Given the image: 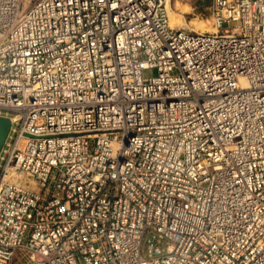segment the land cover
Segmentation results:
<instances>
[{
    "label": "built area",
    "instance_id": "2783aa9c",
    "mask_svg": "<svg viewBox=\"0 0 264 264\" xmlns=\"http://www.w3.org/2000/svg\"><path fill=\"white\" fill-rule=\"evenodd\" d=\"M167 3L0 0V264H264V0Z\"/></svg>",
    "mask_w": 264,
    "mask_h": 264
},
{
    "label": "rangeland",
    "instance_id": "374dc122",
    "mask_svg": "<svg viewBox=\"0 0 264 264\" xmlns=\"http://www.w3.org/2000/svg\"><path fill=\"white\" fill-rule=\"evenodd\" d=\"M168 2L170 9L169 19L173 27H185L197 31L198 28L203 25H199V23L206 22L213 28H218L212 15V0H168ZM195 23L199 26L194 27L196 26ZM156 73L157 70L155 67L147 68L142 71L145 77L155 75ZM11 264L31 263L27 262L26 255L19 252L15 255Z\"/></svg>",
    "mask_w": 264,
    "mask_h": 264
},
{
    "label": "bare ground",
    "instance_id": "6f19581e",
    "mask_svg": "<svg viewBox=\"0 0 264 264\" xmlns=\"http://www.w3.org/2000/svg\"><path fill=\"white\" fill-rule=\"evenodd\" d=\"M31 0H22V2H23V5H24V7H26L28 4H29V2H30ZM167 6H168V14L170 13V9H169V2L167 3ZM197 21V20H196ZM169 22H170V25L172 26V24H171V20L169 19ZM199 22H201V21H199ZM197 23H195V25H196ZM203 24V25H202ZM199 25H202L201 27H199V28H202V29H199L198 28V30L196 31V30H192V29H187V28H185V27H177V28H183V29H186V30H189V31H193V32H197V33H205V34H217V33H219L221 30H225V29H221L218 25V28H219V30H218V28H216V27H212L210 24H208V23H206V22H201V24L199 23ZM199 25H196V26H194V27H197V26H199Z\"/></svg>",
    "mask_w": 264,
    "mask_h": 264
},
{
    "label": "water",
    "instance_id": "95a60500",
    "mask_svg": "<svg viewBox=\"0 0 264 264\" xmlns=\"http://www.w3.org/2000/svg\"><path fill=\"white\" fill-rule=\"evenodd\" d=\"M10 127V120L6 116L0 115V148L8 133Z\"/></svg>",
    "mask_w": 264,
    "mask_h": 264
}]
</instances>
